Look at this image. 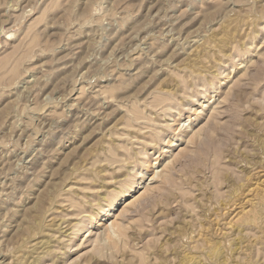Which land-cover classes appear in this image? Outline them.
Segmentation results:
<instances>
[{"label": "rangeland", "instance_id": "1", "mask_svg": "<svg viewBox=\"0 0 264 264\" xmlns=\"http://www.w3.org/2000/svg\"><path fill=\"white\" fill-rule=\"evenodd\" d=\"M188 263L264 264V0H0V264Z\"/></svg>", "mask_w": 264, "mask_h": 264}, {"label": "bare ground", "instance_id": "2", "mask_svg": "<svg viewBox=\"0 0 264 264\" xmlns=\"http://www.w3.org/2000/svg\"><path fill=\"white\" fill-rule=\"evenodd\" d=\"M156 173H157V172H156ZM260 182H261V181H260ZM237 188H238V187H237ZM238 189H239V188H238ZM114 202H115V200H112V201L108 204V206H107L108 208L106 207V211L109 210V209L113 206ZM249 203H250V202H249ZM102 213H103V214L105 213L104 210L102 211ZM92 217H93V216H92ZM93 221H94V220H93ZM113 223H114V222H113ZM109 225L112 226V223H109ZM113 228H114V227H113ZM86 229H87V228H86ZM112 233H113V231H112ZM211 247H212V246H211ZM216 249H217V246H216ZM209 251H212V250L209 249ZM220 251H221V250H220ZM212 252H213V251H212ZM212 252H211V253H212ZM215 252H217V251H215V248H214V252H213V254H214ZM211 253H210V254H211ZM217 253H218V252H217ZM217 253H216V255H217ZM207 255H208V254H207ZM214 255H215V254H214ZM214 255H213V256H214ZM190 258H192V257H190ZM187 262H188V261H187ZM188 264H189V263H188ZM194 264H195V263H194Z\"/></svg>", "mask_w": 264, "mask_h": 264}]
</instances>
